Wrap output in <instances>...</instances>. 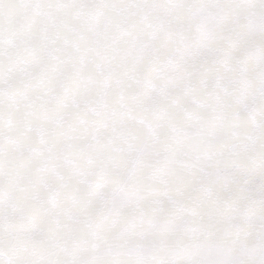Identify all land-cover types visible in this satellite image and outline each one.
<instances>
[{"label": "snow or ice", "instance_id": "obj_1", "mask_svg": "<svg viewBox=\"0 0 264 264\" xmlns=\"http://www.w3.org/2000/svg\"><path fill=\"white\" fill-rule=\"evenodd\" d=\"M0 264H264V0H0Z\"/></svg>", "mask_w": 264, "mask_h": 264}]
</instances>
